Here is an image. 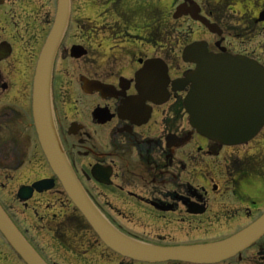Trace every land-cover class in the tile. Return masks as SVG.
Segmentation results:
<instances>
[{"label": "flooded vegetation", "instance_id": "af4514ba", "mask_svg": "<svg viewBox=\"0 0 264 264\" xmlns=\"http://www.w3.org/2000/svg\"><path fill=\"white\" fill-rule=\"evenodd\" d=\"M58 2L0 0V205L47 264H57L53 252L77 264H150L101 242L43 151L34 80ZM70 3L52 71V119L96 208L128 237L158 246L220 242L259 219L264 127L245 145L209 140L191 125L184 106L191 85L182 81L196 69L184 53L197 42L264 67V0ZM46 180L51 189L33 188ZM0 264H25L1 233ZM219 264H264V236Z\"/></svg>", "mask_w": 264, "mask_h": 264}, {"label": "water", "instance_id": "95a60500", "mask_svg": "<svg viewBox=\"0 0 264 264\" xmlns=\"http://www.w3.org/2000/svg\"><path fill=\"white\" fill-rule=\"evenodd\" d=\"M70 0H59L57 16L38 62L34 80V116L47 161L65 193L100 240L123 258L146 263L218 264L241 254L264 236V214L226 240L201 245L158 246L128 237L96 208L69 163L52 119L51 83L54 59L64 36ZM186 61L196 69L182 81L191 85L184 100L192 127L202 136L227 146L252 141L264 127V67L231 55H215L204 43L185 49ZM53 181L33 185L38 191ZM29 187L19 196L29 199ZM0 233L26 264H47L33 249L0 205Z\"/></svg>", "mask_w": 264, "mask_h": 264}, {"label": "rangeland", "instance_id": "374dc122", "mask_svg": "<svg viewBox=\"0 0 264 264\" xmlns=\"http://www.w3.org/2000/svg\"><path fill=\"white\" fill-rule=\"evenodd\" d=\"M19 208V207H17ZM20 211V215L21 218L27 217V214H25L22 210ZM224 234H222L221 236H223ZM51 237L50 236H45L43 235L42 238L40 237L41 242H45L46 244H49L50 242L48 240H50ZM196 236H192V237H182V238H178L177 241H185V242H192V241H196ZM63 254H60L61 258H59V256H57L54 252L52 253V256L54 257V260H56L57 264H77V261L72 258L71 255L68 254H64V252H62ZM106 264V263H104Z\"/></svg>", "mask_w": 264, "mask_h": 264}]
</instances>
